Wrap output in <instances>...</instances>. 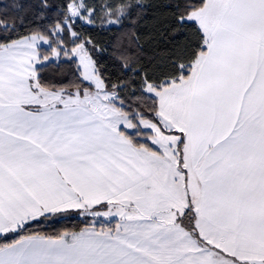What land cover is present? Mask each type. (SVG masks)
Segmentation results:
<instances>
[{"label":"snow or ice","instance_id":"obj_1","mask_svg":"<svg viewBox=\"0 0 264 264\" xmlns=\"http://www.w3.org/2000/svg\"><path fill=\"white\" fill-rule=\"evenodd\" d=\"M72 210L119 221L8 239ZM0 236V264H264V0L0 3Z\"/></svg>","mask_w":264,"mask_h":264},{"label":"trees","instance_id":"obj_2","mask_svg":"<svg viewBox=\"0 0 264 264\" xmlns=\"http://www.w3.org/2000/svg\"><path fill=\"white\" fill-rule=\"evenodd\" d=\"M0 3L11 4L12 0H0ZM93 35L98 39L102 46H108L110 44L111 33H93ZM94 58L98 60L99 64L103 66L102 70L105 74H109L115 69L112 67V60L110 58V53H99L94 55ZM141 142H146L142 137L139 138ZM150 145V142H148ZM151 146V145H150ZM92 219L90 217L80 218V217H69V218H40L38 222H32L27 226L22 232L18 234H8V239L12 240L17 238V235H30L33 233H40L45 236H56L64 232H77L84 227L91 225ZM97 227H106L102 224H97ZM4 242L3 236H0V243Z\"/></svg>","mask_w":264,"mask_h":264},{"label":"crops","instance_id":"obj_3","mask_svg":"<svg viewBox=\"0 0 264 264\" xmlns=\"http://www.w3.org/2000/svg\"><path fill=\"white\" fill-rule=\"evenodd\" d=\"M101 210H103V209H101ZM56 216H57L56 218L83 217V216L90 217V218H92L91 225H88L84 228L95 227L97 230H100L102 228V227L101 228L97 227V224H102V225L106 226L103 228L107 229V228H114L115 224L119 221V217H93L91 215H86V214L81 215L80 212L77 210H72L66 214H57ZM79 231H77V232H79Z\"/></svg>","mask_w":264,"mask_h":264},{"label":"rangeland","instance_id":"obj_4","mask_svg":"<svg viewBox=\"0 0 264 264\" xmlns=\"http://www.w3.org/2000/svg\"><path fill=\"white\" fill-rule=\"evenodd\" d=\"M52 218H56L57 216H51ZM87 216H83V217H80V218H86ZM58 219V218H56ZM92 219V218H91Z\"/></svg>","mask_w":264,"mask_h":264}]
</instances>
